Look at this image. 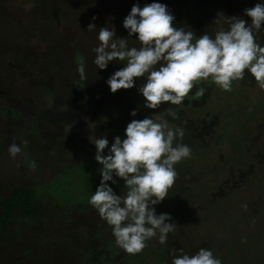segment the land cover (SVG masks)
Masks as SVG:
<instances>
[{"label":"rangeland","instance_id":"rangeland-1","mask_svg":"<svg viewBox=\"0 0 264 264\" xmlns=\"http://www.w3.org/2000/svg\"><path fill=\"white\" fill-rule=\"evenodd\" d=\"M137 2L143 7L154 0H0V203L15 189L27 187L42 206L37 219L17 213L2 229L0 264H83L86 253L99 248L109 250L108 264H171L173 250L194 255L200 248L212 247L208 239L198 248L191 247L201 224L177 211L180 175L168 197L154 206L157 214L169 213L173 220L168 222L176 223L175 231L168 234L171 241L156 261L142 252L129 255L120 249L111 227L88 204L101 180L92 142L106 135L110 146L116 135L123 138L132 119L154 112L143 107L137 91L143 79H137L133 89L110 92L106 80L124 62H110L106 70L93 63L100 27L114 25L117 38H127L129 47L140 46L123 27V19ZM155 2L167 4L177 27L187 25L197 36L207 32L214 37L216 31L228 28L225 16H243L246 8L264 0ZM89 23L97 28L88 31ZM257 42L264 46V26ZM80 60L86 63L84 81L77 72ZM201 86L207 88L203 97L197 98L194 88L181 105L164 104L153 115L184 129L188 137L174 143L208 148L219 171L223 160L233 156L222 169L223 182L243 185L247 166L264 161V90L250 73L243 81H234L231 92L211 81L197 88ZM169 107L179 119L167 114ZM134 109L136 117L130 115ZM22 140L29 142L27 146ZM13 142L22 147L15 159L8 153ZM232 142H237L244 157H239ZM196 159L193 163L203 161ZM33 160L35 171L28 167ZM179 165H175L178 174ZM117 180L116 185L109 184L123 194V181ZM211 182L204 180V191L196 193L201 202L209 196ZM224 195L225 189L218 190L214 198ZM153 239L158 241V235Z\"/></svg>","mask_w":264,"mask_h":264},{"label":"clouds","instance_id":"clouds-1","mask_svg":"<svg viewBox=\"0 0 264 264\" xmlns=\"http://www.w3.org/2000/svg\"><path fill=\"white\" fill-rule=\"evenodd\" d=\"M96 19L92 17V21ZM175 20L167 4L154 0L141 7L134 3L123 19V27L129 37H136L139 47H129L127 38H117L114 25L99 28V44L92 49L95 66L106 70L110 62H124L106 80L112 94L133 89L136 80L143 79L137 91L143 97V107L155 113L164 104L181 105L194 88L195 96L203 97L207 88L197 85L206 81L231 92L233 82L243 81L250 73L264 90V46L257 42L264 26V3L246 8L243 16H225L228 28L216 31L214 37L207 32L197 36L190 26L177 27ZM96 28L95 23L87 26L88 31ZM77 72L82 81L87 80L84 60L78 62ZM166 111L174 120L179 119L171 107ZM153 113L132 119L123 138L116 135L110 146L106 135L91 141L95 145L94 159L101 165V180L88 204L111 227L115 244L129 255L141 253L157 235L158 242L165 244L168 234L175 231L176 223L168 222L172 216L157 214L154 206L162 203L174 186L178 177L175 165L192 155L190 146L174 143L182 140L184 129L171 127ZM130 115L136 117L137 110ZM28 143L22 140L23 146ZM21 152L16 142L9 145L13 159ZM28 167L35 171L36 161L29 162ZM117 178L126 189L119 195L109 184L116 185ZM170 255L171 264H222L207 248H200L194 255L183 249Z\"/></svg>","mask_w":264,"mask_h":264},{"label":"trees","instance_id":"trees-1","mask_svg":"<svg viewBox=\"0 0 264 264\" xmlns=\"http://www.w3.org/2000/svg\"><path fill=\"white\" fill-rule=\"evenodd\" d=\"M184 137L186 139L188 135ZM232 147L238 150L240 158L245 156L238 148L237 142H232ZM190 148L191 160H182L178 166L182 168L179 171L182 173L178 174L182 183L179 184L177 211L180 210L186 218H193L201 224L197 229V240L191 247L198 248L204 242L202 240L208 239L212 247L205 248L211 249L214 255L221 259L222 264H264V161L259 159L247 166L246 179L243 181L245 184L231 186L224 184L222 169L226 161H232L233 156L223 160L219 171V164L208 148L201 147L198 143L190 145ZM194 157L202 158L203 161L193 163ZM208 178L212 181L211 194L201 202L203 198H197L196 193L204 191L203 181ZM223 189L226 195L221 199L214 198V194ZM41 210L42 206L36 200L33 189H15L0 203V232L17 213L33 221L40 215ZM169 239L170 236L167 242L171 241ZM167 242L161 245L152 238L142 253L146 259L154 258L156 261V257L167 247ZM109 258L108 249H92L86 253L83 264H108Z\"/></svg>","mask_w":264,"mask_h":264}]
</instances>
